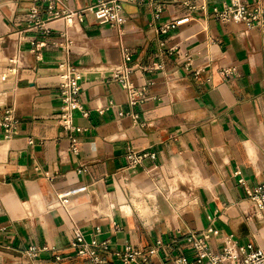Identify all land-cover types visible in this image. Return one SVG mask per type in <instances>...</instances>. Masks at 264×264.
<instances>
[{"label": "crops", "instance_id": "0c3cea01", "mask_svg": "<svg viewBox=\"0 0 264 264\" xmlns=\"http://www.w3.org/2000/svg\"><path fill=\"white\" fill-rule=\"evenodd\" d=\"M187 1L195 8L169 2L160 17L125 3L118 31L87 9L95 0L56 1L52 13L42 0H0V264H87L71 246L75 227L88 240L99 228L108 264L128 243L146 250L158 240L149 264L191 257L178 229L218 230L208 237L215 251L228 235L264 248V213L247 199L264 184V31L218 21L220 0ZM64 10L81 13L68 26ZM64 61L82 73L78 100L89 114L74 113L80 131L57 119ZM123 66L134 68L135 86H149L140 105L114 77ZM9 108L15 131L4 125ZM132 152L155 158L130 168ZM69 192L63 206L57 196ZM31 245L41 251L30 259Z\"/></svg>", "mask_w": 264, "mask_h": 264}, {"label": "built area", "instance_id": "2783aa9c", "mask_svg": "<svg viewBox=\"0 0 264 264\" xmlns=\"http://www.w3.org/2000/svg\"><path fill=\"white\" fill-rule=\"evenodd\" d=\"M48 4V9L52 13L54 10V3L60 0H42ZM67 1V0H63ZM179 0H95V4L87 8L92 11L96 19L101 23L111 24L118 31L120 26L125 22V18L121 15L123 5L125 3H138L152 8L154 15L160 17L164 12L167 3L177 2ZM183 3L190 8H195L187 0ZM215 18L221 22H228L233 24H243L247 30L258 27L264 31V5L250 6L244 0H220V6L213 9ZM37 10H33V15ZM81 11L64 10L63 16L66 22L72 24L75 15ZM59 15L58 12L55 13ZM190 17L169 18L158 27V32L161 34L167 33L172 29L188 22ZM65 39L66 44L63 46L64 51L70 52L73 40L67 30L61 33ZM231 71L227 68L222 69L223 74H228ZM134 72L132 66H123L115 70L114 77L120 84L121 88L128 94V103L131 106L142 104L147 98L145 87H137L131 81V74ZM198 74L199 71H196ZM82 73L78 68L68 62L64 61L59 65L58 73V89L61 99V110L58 116L59 124L69 131H80L81 129L74 124V113L76 111L82 112L84 116H88L89 112L83 110L80 106L78 96L82 91L81 85ZM102 113L103 110L100 109ZM136 117V116H135ZM4 125L6 127L16 128L17 120L13 114V109L9 108L6 111L4 118ZM31 143L33 141H30ZM74 150L77 149L76 144L72 146ZM155 158L154 154L148 152L135 153L132 152L128 156V166L135 168L143 163L146 158ZM85 171L81 168L79 172ZM49 176L48 173H45ZM236 175L240 176L238 181L245 183L241 176V171L237 170ZM77 192V191H76ZM76 192H69L59 194L57 200L63 205L69 202L72 195ZM247 199L252 205L254 212L264 213V184H259L255 188L247 191ZM99 228L97 227L90 233L91 239H87L84 232L75 227L73 229V241L71 242L72 248L76 254L87 258V264H108L100 253H107L109 244L107 241H101L97 235ZM177 232L183 235L186 243L191 246L192 256H184L174 254L170 264H264V248L256 247L252 243L240 244L233 236L228 235L223 240V246L220 251H215L209 241L210 234H218V230L208 228L204 231L187 230L183 232L178 229ZM163 245L162 240L157 241V246L150 249H139L128 243L123 250H116L115 258L119 264H149L150 258L157 253L160 246ZM41 251L37 245H31L24 252L28 258H36ZM116 264V263H112Z\"/></svg>", "mask_w": 264, "mask_h": 264}]
</instances>
